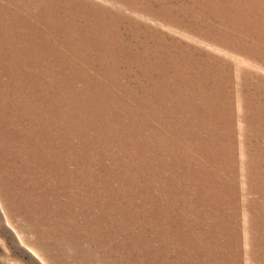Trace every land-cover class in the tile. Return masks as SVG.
I'll list each match as a JSON object with an SVG mask.
<instances>
[{"label":"rangeland","instance_id":"rangeland-1","mask_svg":"<svg viewBox=\"0 0 264 264\" xmlns=\"http://www.w3.org/2000/svg\"><path fill=\"white\" fill-rule=\"evenodd\" d=\"M0 264H264V0H0Z\"/></svg>","mask_w":264,"mask_h":264}]
</instances>
